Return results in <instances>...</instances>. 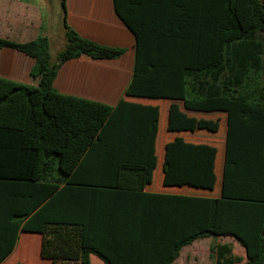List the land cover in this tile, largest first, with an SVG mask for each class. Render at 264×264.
<instances>
[{"label":"trees","instance_id":"obj_1","mask_svg":"<svg viewBox=\"0 0 264 264\" xmlns=\"http://www.w3.org/2000/svg\"><path fill=\"white\" fill-rule=\"evenodd\" d=\"M61 1L68 44L55 63L47 37L25 44L0 39V49L36 59L31 75L39 80L34 87L0 78V207L6 210L0 227L10 232L0 264L20 232L41 235L40 255L52 264H91V255L105 264H173L184 247L219 237L245 248L248 264H264V202L230 187L235 152L264 147V0H149L157 17H168L150 25L142 15L146 0H115L117 17L136 38L125 97L226 115L217 198L148 192L147 166L128 163L136 156L117 166L110 188L71 183L115 108L59 93L57 73L82 56L115 60L126 51L77 34L66 25ZM232 253L229 245L211 247L217 264L240 262Z\"/></svg>","mask_w":264,"mask_h":264},{"label":"crops","instance_id":"obj_2","mask_svg":"<svg viewBox=\"0 0 264 264\" xmlns=\"http://www.w3.org/2000/svg\"><path fill=\"white\" fill-rule=\"evenodd\" d=\"M146 2L142 14L146 24L157 18L163 22L168 19L165 14L157 17L149 0ZM66 11V25L81 37L126 51L115 60L82 56L66 62L57 73L53 85L59 93L115 108L71 183L110 188L117 166L128 162V156H136V160L128 163L147 166L150 193L219 197L225 162L226 115L189 113L179 102L125 97L135 67L136 38L117 17L115 0H66ZM57 34L66 38L61 0H0V39L25 44L47 37L51 42ZM35 64V58L21 51L0 49V78L37 87L39 80L31 75ZM127 142L132 146H126ZM231 161L233 193L245 198L258 197L264 202V147L239 148ZM5 216V206L0 207V217ZM9 233L4 226L0 227V249H5L6 244L10 249V237L6 243ZM41 245V235L20 232L14 252L1 264H52L41 257ZM213 245H229L236 257H239L236 250L245 251L231 237L200 239L184 247L173 264H217V256L211 254ZM207 248L213 261L190 257L205 255ZM240 258L235 264H248L247 256ZM90 262L105 264L95 255H91Z\"/></svg>","mask_w":264,"mask_h":264},{"label":"rangeland","instance_id":"obj_3","mask_svg":"<svg viewBox=\"0 0 264 264\" xmlns=\"http://www.w3.org/2000/svg\"><path fill=\"white\" fill-rule=\"evenodd\" d=\"M67 44H68L67 39L64 36H62L61 34H57L56 36H54L51 39V42H50V53H51V57H52L53 63H55L57 61V58H58L59 54L62 51H64V49L66 48ZM215 243H218V240H216ZM205 244H206V242H205ZM235 254L237 256H239V257H242V258H245V256H246L245 255V251L236 250ZM190 257L194 258L196 260H203V259H208L210 261L214 260V258L209 255V248L206 249L205 255H203V256H201V255H193V256L190 255Z\"/></svg>","mask_w":264,"mask_h":264}]
</instances>
